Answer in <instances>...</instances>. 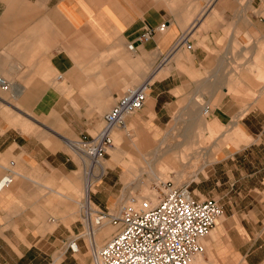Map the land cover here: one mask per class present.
<instances>
[{"label": "crops", "instance_id": "1", "mask_svg": "<svg viewBox=\"0 0 264 264\" xmlns=\"http://www.w3.org/2000/svg\"><path fill=\"white\" fill-rule=\"evenodd\" d=\"M261 8V0H0V78L10 84L0 89V180L9 178L0 189V264H89L84 243L77 254L63 246L79 229L71 223L79 167L67 142L96 133L122 90L142 84L146 103L125 128L160 131L176 113L230 123L238 111L228 79L235 59L264 44ZM239 121L253 142L226 145L213 174L222 168L224 183L245 194L240 207L222 206L221 215L239 219L224 224L229 243H206L210 264H264V109ZM96 188L91 201L101 209Z\"/></svg>", "mask_w": 264, "mask_h": 264}, {"label": "built area", "instance_id": "2", "mask_svg": "<svg viewBox=\"0 0 264 264\" xmlns=\"http://www.w3.org/2000/svg\"><path fill=\"white\" fill-rule=\"evenodd\" d=\"M165 28L166 25L161 24L146 29L139 41H148ZM185 42L182 37L179 44ZM9 88V82L0 78V89ZM146 90L147 84L125 89L103 116L96 133L80 135L67 142L68 149L82 165L84 184L79 229L63 246L71 254H77L80 243H84L93 264H191L193 259L204 254L202 240L222 214V207L216 200L197 199L187 186H175L170 181L155 186L158 194L154 201L149 198L133 201L130 205H121L116 212L102 210L92 203V191L105 174L102 163L113 146L112 134L124 129L127 119L144 107ZM8 183V177L2 178L0 189ZM104 226H113L115 231L97 248L92 236Z\"/></svg>", "mask_w": 264, "mask_h": 264}, {"label": "rangeland", "instance_id": "3", "mask_svg": "<svg viewBox=\"0 0 264 264\" xmlns=\"http://www.w3.org/2000/svg\"><path fill=\"white\" fill-rule=\"evenodd\" d=\"M261 2L262 11L260 14L264 17V0H261ZM261 46L258 55L254 57L245 55L242 58L234 60L232 65V76L228 79V81L233 84V88H229L228 92L231 94L233 100L237 102L235 103V107H237L238 113L234 115L235 117L227 125L216 124L215 121L210 120L207 118L206 114L202 113H200L199 116L196 113H176L160 131L148 127L136 131L132 129V125H130L131 127L117 129L113 132V145H116L117 148L124 152L112 153L110 150L112 146L108 149L107 155L103 161L104 164H109L110 166L107 167L104 177L96 183L93 189V193H96L97 186L103 187V192L100 194V207L102 210L116 212L121 205H130L133 201L139 202L142 200L139 198L142 197L144 193L141 192L139 187L128 188V186H126L130 179L126 178L127 175H125L124 172V163L130 164V160L136 159L138 155L136 148L141 147L138 141L139 139L146 140L145 149H152L159 145L167 148L178 147V145H181L184 141L193 145L192 147L180 146L178 150L171 154L168 165L171 166L166 167L167 169L164 171L165 176H162L161 183L170 181L175 186H187L195 198L201 200L214 199L221 207H224V211L225 203L228 204L229 201H231L232 204H237L239 207L242 205L241 198L245 193L239 190L243 185L225 184L224 182L227 180L228 176H225V170L220 167L217 169L216 175L213 174V172L215 170V163L224 158L226 154L221 151L226 145L232 146V149H237L242 144L253 142L244 137L239 120L244 113L257 106L264 109V44ZM223 64L224 63L221 65ZM230 66L231 65H229V67ZM221 74L217 75L218 81L224 80L222 78L224 75ZM124 90L125 89L122 91ZM117 135L120 137H117ZM201 147L203 148L201 149ZM200 149V153L193 152L194 150ZM73 157L79 167L78 170L73 173L74 185L71 192L73 214L71 223L76 224V221H78L80 217V201L83 197L84 179L82 165L74 154ZM183 163L185 164L177 166V164ZM162 169H164V167L161 168V170ZM211 174L213 176H211ZM214 176L220 179L221 183L215 184L214 180L212 182ZM142 180L146 181L149 192L156 194L157 197L158 193L155 186L159 184V180L153 177L147 178L146 176H143ZM76 187L77 190L74 189ZM231 187L233 190L230 191L229 189ZM93 202L95 201L93 200ZM50 218L55 217L51 216ZM219 218L223 220L221 229L216 227V225L213 227L209 235L202 240L204 254L193 259L191 264L194 261H199L200 264L211 263L210 259L212 255L206 243H229L224 224L229 223L231 225L232 220H238L239 217H227L224 212ZM54 225L55 224H53L52 227H54ZM229 228H231V226ZM111 233L104 234L105 237L101 238L99 240L100 242L96 241L98 248L112 237L114 233ZM59 255L60 252L57 251L55 255L57 260L61 259ZM85 256L88 258L89 264H93L89 251L86 250Z\"/></svg>", "mask_w": 264, "mask_h": 264}, {"label": "bare ground", "instance_id": "4", "mask_svg": "<svg viewBox=\"0 0 264 264\" xmlns=\"http://www.w3.org/2000/svg\"><path fill=\"white\" fill-rule=\"evenodd\" d=\"M168 137H171V136H168ZM138 141H140V139ZM140 146L141 147H139V145H138L139 148H137L138 149L137 150L138 155H137L136 159L132 160V162L130 164L129 163L124 164V168L126 171L125 173L127 174L126 178L130 179V181L127 183L126 186H128V188L129 187H139L141 189V192L144 193L143 196L140 197L139 199L149 198V199L154 201L156 199V194H152L149 192L146 181L142 180V178H143V176H146L147 178L153 177L154 179L159 180V183H161L162 182L161 179H162V176L164 174V171H165V169H167L166 167H170V166H168L167 162L163 161L164 160L163 158L170 157L171 154L174 151H176V146L167 148L165 146L159 145V146H156L152 149H145V147H143V145H140ZM140 165H142V166H140ZM105 166H106V164H104V162H103L102 163V169H103L104 173L106 172ZM163 167H164V169L161 170V168H163ZM219 219L220 220H218V222L216 223L217 226L222 221L221 218H219ZM110 227H112L115 231V227H113V226H110ZM102 229L104 232L106 231L105 233H107V234L108 233L110 234L112 232V229H109L107 226L102 227L101 229H99L98 231L95 232L94 236H92V240L94 241V244H95L96 234L98 232H100ZM87 241L89 243V239H87ZM192 264H200V262L194 261Z\"/></svg>", "mask_w": 264, "mask_h": 264}]
</instances>
